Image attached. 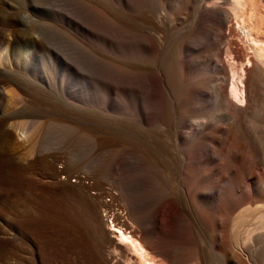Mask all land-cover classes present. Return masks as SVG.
<instances>
[{
  "label": "bare ground",
  "instance_id": "obj_1",
  "mask_svg": "<svg viewBox=\"0 0 264 264\" xmlns=\"http://www.w3.org/2000/svg\"><path fill=\"white\" fill-rule=\"evenodd\" d=\"M65 6L72 17L66 22L90 39L93 117L108 125L93 137L91 160L111 183L105 192L98 181H79L92 205L85 209L90 225L109 252L102 263L94 256L73 264H108L115 254L126 264H264V0H66ZM188 13L192 20L180 31ZM24 28L30 47L39 46L33 22ZM200 34L209 40L208 56L189 46ZM13 68L5 49L1 98L16 95L7 85L21 89ZM16 98L19 112L0 116L5 141L13 137L11 115L30 110ZM115 110L120 116L110 114ZM42 161L53 173L55 159ZM69 188L61 184L70 194ZM117 206L122 212H106ZM101 211L112 215V229ZM23 225L24 219L16 223L15 233L0 228V241L26 247L27 257L8 253L1 264L40 261ZM113 234L142 260L128 257Z\"/></svg>",
  "mask_w": 264,
  "mask_h": 264
},
{
  "label": "rangeland",
  "instance_id": "obj_2",
  "mask_svg": "<svg viewBox=\"0 0 264 264\" xmlns=\"http://www.w3.org/2000/svg\"><path fill=\"white\" fill-rule=\"evenodd\" d=\"M21 1L23 4L14 0H0V54L7 49L8 58L14 65L13 73L21 89L17 90L11 85L6 87L21 96L27 109H30L26 111L27 116L12 114L7 121L6 124L13 131L11 139L5 141L0 126V228L15 233L13 228L16 223L24 219L22 234L29 237L26 245L33 250L34 255L37 251L42 261L37 262L34 257L33 264H73L77 259L89 260L94 256L100 258L102 263L109 249L99 243V236L90 225L89 214L85 209L90 211L88 208L92 205L79 184V181L86 185L98 181L105 192L111 191L109 175L95 171V164H92L93 137L107 132L108 125L105 119L97 122L93 117L90 39L85 32L78 31L72 23L66 22L65 18H72L66 9V0ZM183 19L184 22L178 26L180 31L186 30L192 20L191 13ZM28 20L34 25L31 33L40 38L39 46L33 48L26 39L28 31L24 28ZM167 38L172 42L175 35L168 34ZM208 45L209 40L205 34H200L197 41L189 43L194 53L202 56L209 55ZM87 70L91 72L90 76ZM9 95L10 100L0 97V116L8 112H19L16 95ZM110 114L120 116L117 110ZM47 157L55 159L53 173L42 161ZM53 183L57 186H52ZM61 184L70 186L71 193L61 190ZM90 195H94V191ZM104 201L110 204L111 198L106 195ZM114 208L122 212L118 206L106 212L113 214ZM102 212L105 218L106 213ZM110 213L105 222L106 227L112 229ZM113 235L119 243L124 241L117 238L118 234L117 237ZM124 243L121 244L126 255L129 253L128 257L141 259L131 249L133 247L130 243ZM18 250L13 246L5 247L0 241V260L8 253L12 259L27 257L26 247H19ZM117 261L126 264L120 257L117 258V254L108 264Z\"/></svg>",
  "mask_w": 264,
  "mask_h": 264
}]
</instances>
